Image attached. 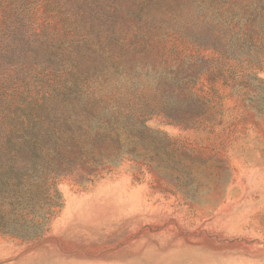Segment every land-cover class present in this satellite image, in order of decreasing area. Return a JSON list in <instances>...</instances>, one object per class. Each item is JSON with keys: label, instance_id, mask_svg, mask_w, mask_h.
<instances>
[{"label": "rangeland", "instance_id": "obj_1", "mask_svg": "<svg viewBox=\"0 0 264 264\" xmlns=\"http://www.w3.org/2000/svg\"><path fill=\"white\" fill-rule=\"evenodd\" d=\"M15 123L0 264H264V0H0Z\"/></svg>", "mask_w": 264, "mask_h": 264}, {"label": "trees", "instance_id": "obj_2", "mask_svg": "<svg viewBox=\"0 0 264 264\" xmlns=\"http://www.w3.org/2000/svg\"><path fill=\"white\" fill-rule=\"evenodd\" d=\"M11 127L8 134L3 135L0 132V163L5 165H15L19 159L18 150H21V147L32 138L30 136L31 127L29 125L20 124L19 127V124L15 123ZM22 133L23 137H20ZM90 174L91 172H89Z\"/></svg>", "mask_w": 264, "mask_h": 264}]
</instances>
